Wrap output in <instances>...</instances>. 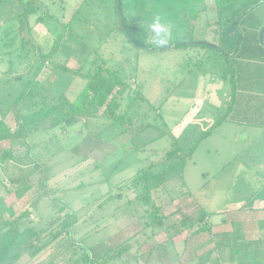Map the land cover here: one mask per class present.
I'll return each instance as SVG.
<instances>
[{
    "label": "rangeland",
    "instance_id": "1",
    "mask_svg": "<svg viewBox=\"0 0 264 264\" xmlns=\"http://www.w3.org/2000/svg\"><path fill=\"white\" fill-rule=\"evenodd\" d=\"M22 1L27 0H0V117L6 110L12 132L20 122L16 99L40 66L41 54L51 50L66 27L61 49L38 77L48 95L65 92L74 101L86 81L55 64L66 61L76 68L99 56L144 97L133 109L140 112L133 126L103 116L104 106L97 104L93 109L97 116L87 125L78 116L71 125L50 130L36 125L26 140L0 143V147L12 146L19 156L2 169L6 184L0 183V195L8 196V189L14 191L20 181L29 180L31 188L25 195L15 201L12 193L8 202L15 201L19 210L29 208V224L58 234L46 239L48 245L34 259L68 263L69 258L83 255L81 245L94 254L95 248L103 253L125 244L120 256L103 253L107 256L102 264H219L226 255L219 257L214 244L226 240L222 251L247 248L257 228L264 227L250 204L264 186L259 175V163L264 161L261 141L254 136L246 143L243 129L227 122L207 137L203 133L215 126L235 98L234 74L242 58L264 59L260 39L264 0L239 16L238 24L226 20L225 14L218 17L215 0L202 1L196 28L171 39L186 37L188 42L195 39L208 45H154L148 26L146 41L164 47L156 50L137 46L143 44L119 29L113 0H35L23 24L15 16L25 10ZM128 92L121 88V112ZM140 123L148 127L140 129ZM174 142L185 152L195 142L198 146L154 194L162 207L163 226L158 227L146 222V207L137 199L145 190L144 181L137 183L138 172L153 162L152 172H163L174 160L157 161L168 156ZM249 145L255 147L251 152ZM27 151L30 158L25 156ZM10 178L20 179L11 182ZM68 211L73 215L67 216ZM199 211L208 212L211 229H182L181 220ZM70 224L77 242L65 250L70 241L64 230ZM233 232L235 237L230 239ZM238 235L244 240L238 241ZM241 254L234 255V264H249ZM261 258L264 263V255Z\"/></svg>",
    "mask_w": 264,
    "mask_h": 264
},
{
    "label": "trees",
    "instance_id": "2",
    "mask_svg": "<svg viewBox=\"0 0 264 264\" xmlns=\"http://www.w3.org/2000/svg\"><path fill=\"white\" fill-rule=\"evenodd\" d=\"M202 1L205 0H113V4L117 17L116 24L119 29L125 32L131 40H133V37H136L139 40L137 42L143 44H137V46H142L147 50H156L159 48L164 49V47L161 46L157 48L146 41L147 28L153 19L159 16L163 23L168 24L171 37H175L182 32L187 33L193 31L200 19L201 12L198 9V3ZM259 1L260 0H215V3L219 18L225 14L226 20L232 21V19H234L236 24H238V17H244V15L252 9L251 6L255 3L258 4ZM21 3L25 6V10H19L16 12L15 16L19 18L23 24V19L32 11L36 1L27 0ZM233 9L235 14H231ZM65 30L55 40L51 50L41 54L42 62L40 66L30 78L29 84L22 90L15 101L14 106L17 107L20 118L19 126L14 130L15 132H12V129L5 120L7 116L6 110L2 111V116L0 117V143L8 139L13 143L14 139H21L22 137L26 140L31 130L34 129L36 125L41 126L42 130H50L59 125H71L78 116L84 120L85 125H87L90 118L97 116L96 111L93 110L94 106L97 104L104 106L103 116L112 118L115 122L131 126H133L135 121L138 122L140 112L134 111L133 109L139 99H144L143 95H141L137 89L133 90L129 83L99 56H97L98 59L96 58L91 61L87 60L76 68H70L66 64V61L55 64V66H58L62 71L72 74L73 78L80 77L86 81L80 94L74 101H70L66 98L65 92L48 95L44 91L41 80L38 79V77L40 72L45 70L47 63L52 60V56L61 48L63 39H65ZM185 39L177 38V40L174 41L171 39L167 47H181L191 44L208 45L201 40L196 41L193 39L192 42H188ZM53 77L54 74L51 78ZM123 87L128 88L129 92L127 95L128 103L126 109L121 112L122 96H120V93ZM231 107L232 103L228 105V109L221 118H219L215 126L203 133V137L209 136L212 131H214L215 127L228 117ZM141 117L144 119L146 113H142ZM147 127L148 125L146 124H139L140 129H145ZM197 146L198 142H195L194 146L185 152L179 147H176L174 142V147L169 152L168 156L157 161V163H159L163 160L169 162L172 159L174 160L172 163H169L163 172H152L151 169L152 165L155 164L154 162L138 172L139 177L137 178V183L139 184L141 181H144L145 190L138 195L137 199L142 202V206L146 207L145 215L148 216L146 220L148 224H155V226L158 227L163 226V217H160L162 207L157 203L154 194L159 190L160 186L162 188V186L167 184L168 177L174 168L181 169L185 160L193 156ZM29 153L30 151H27L25 154L27 158H30ZM18 158L19 156L14 154L12 146L9 148L0 147L1 184H6L2 174L4 165L9 160H19ZM10 179L11 182H15V180L20 178ZM30 188L31 185L29 180L25 182L20 181L14 191L8 189L10 193L8 196L0 195V220L2 221L0 224V264H55L54 259L44 263L42 261H36L34 258L38 255L39 251H44L48 245L49 242L46 241V239L58 234H56L52 228H50L51 230L48 232V228L29 224L27 221V218L31 215L29 208L19 210L15 206V201L21 199ZM12 193L14 194L15 201L8 202V198ZM37 203L38 200H35L32 205L36 206ZM61 209L67 208L65 206V208L63 207ZM66 215L72 216L73 213L68 211ZM210 224L208 212L205 211L197 212V215L194 217L186 216L180 222L182 229L187 227L194 229L195 226H198L195 229L196 232L211 229ZM262 231L264 235V229ZM64 232L70 241L66 245L64 244V249L70 250L72 247H76L77 241L75 240L73 225L70 224ZM235 234L236 232H233L228 237L233 238ZM237 237L242 238L240 235ZM51 240L49 241L51 242ZM242 240L243 239H240L238 241ZM224 242L226 243L227 241L224 240ZM124 245L125 244H118L115 248H110L109 252L105 251L103 253L110 254L111 252H117L115 256H120L125 250ZM80 248L84 250L81 257L74 260L73 258H69L68 263L61 262L60 264H102L106 259L107 255L98 252L97 248H95L94 254H91L88 247L86 248L84 245H81ZM242 249L236 248L233 255L231 254L230 256L228 254V256L222 257V259L220 258L219 264H234L235 253H242L241 256L245 255L246 258L248 257L247 260H251L252 258L251 262H247L249 264L262 263L261 257L263 256V251L261 249H253L250 246L247 248L243 247ZM74 253H76V251Z\"/></svg>",
    "mask_w": 264,
    "mask_h": 264
},
{
    "label": "crops",
    "instance_id": "3",
    "mask_svg": "<svg viewBox=\"0 0 264 264\" xmlns=\"http://www.w3.org/2000/svg\"><path fill=\"white\" fill-rule=\"evenodd\" d=\"M234 78L235 98H233L232 107L228 117L222 122H227L228 125L238 127L239 129L242 128L243 130L240 132L242 134V139L245 140L246 143L252 141V137L256 136L261 141L260 150L263 151L264 158V59H255L249 57L242 58L240 65L237 66V69L235 70ZM251 147L255 148L252 145H249L247 150L250 152ZM254 151L257 152L258 150ZM263 173L264 161L259 163V175H261L262 178H264L262 175ZM250 201L254 202L250 203L253 205L251 208L252 211L254 213L259 212L257 213L259 214L258 217L262 218L264 221V186H262L260 190L255 193ZM259 228H257L258 230L256 231L257 235L252 237L249 242L248 240L246 241L248 242V246L252 247L253 249H261L263 251L262 255H264V235L262 231L264 227L262 230V227L259 226ZM254 238L260 240L261 242H252ZM240 239L244 240V237H239V240ZM227 243L228 242L220 245L214 244L213 251L218 252L221 255L219 257L224 255L228 256V254L230 256L231 254L233 255L235 248L224 249V251L221 250V248H223ZM230 245L233 247L237 246L234 244ZM240 246L243 245L241 244ZM251 260L249 262H251Z\"/></svg>",
    "mask_w": 264,
    "mask_h": 264
},
{
    "label": "clouds",
    "instance_id": "4",
    "mask_svg": "<svg viewBox=\"0 0 264 264\" xmlns=\"http://www.w3.org/2000/svg\"><path fill=\"white\" fill-rule=\"evenodd\" d=\"M151 32V42L154 45H165L171 39V32L167 24L161 21L159 16H156L149 25Z\"/></svg>",
    "mask_w": 264,
    "mask_h": 264
},
{
    "label": "water",
    "instance_id": "5",
    "mask_svg": "<svg viewBox=\"0 0 264 264\" xmlns=\"http://www.w3.org/2000/svg\"><path fill=\"white\" fill-rule=\"evenodd\" d=\"M256 4H253L252 6H251V8L252 7H254ZM260 39H261V41L264 43V28L262 29V32H261V35H260Z\"/></svg>",
    "mask_w": 264,
    "mask_h": 264
}]
</instances>
